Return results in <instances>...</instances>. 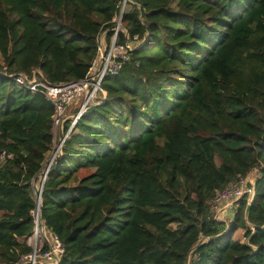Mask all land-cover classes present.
I'll return each mask as SVG.
<instances>
[{"label":"trees","instance_id":"16d2710c","mask_svg":"<svg viewBox=\"0 0 264 264\" xmlns=\"http://www.w3.org/2000/svg\"><path fill=\"white\" fill-rule=\"evenodd\" d=\"M130 1L122 27L146 42L105 80L106 100L81 118L45 184L60 264H264V0ZM122 7L0 0V73L84 79ZM53 117L44 96L0 77V152L14 154L0 168V264L31 252L32 180L53 149ZM253 172V199L227 231L211 202Z\"/></svg>","mask_w":264,"mask_h":264},{"label":"built area","instance_id":"2783aa9c","mask_svg":"<svg viewBox=\"0 0 264 264\" xmlns=\"http://www.w3.org/2000/svg\"><path fill=\"white\" fill-rule=\"evenodd\" d=\"M128 3L130 2L123 0L122 12L113 20L116 26L112 29L114 35L111 41L108 42L104 35L99 38L98 55L92 61L89 74L84 79L50 84L41 75H34L29 79L23 74H8L6 69L0 73V77L16 83L32 94L44 96L54 107L53 149L46 161L44 170L32 180L35 202L32 217L35 231L33 236L24 240L26 245L31 248V252L22 256L17 264H60L65 255L66 248L60 237L42 221V196L48 175L57 159L62 156L66 141L78 132L79 121L90 108L100 105L106 100L107 92L103 89L105 80L119 76L124 67L131 63V53L146 42V39H141L138 35L131 37L122 27L123 14ZM120 32L126 35L125 43L119 41ZM99 93H101L102 98L96 101ZM68 123H70L69 127L65 129V125ZM13 158L12 152L2 150L0 152V168ZM255 176L259 177L258 172L248 178L239 176L237 181L217 194L211 202L212 210L216 212V221L222 220V216L219 215L222 211H215L219 206H224L226 209L234 207L236 210V205L245 196H249L250 201L255 192V182L258 179H255ZM244 242H247L246 238H244Z\"/></svg>","mask_w":264,"mask_h":264},{"label":"rangeland","instance_id":"374dc122","mask_svg":"<svg viewBox=\"0 0 264 264\" xmlns=\"http://www.w3.org/2000/svg\"><path fill=\"white\" fill-rule=\"evenodd\" d=\"M2 61H3V60H1V62H2ZM2 65H3V63H2ZM101 98H102V95H101V93H99V94H98V99H96V101L101 100ZM254 173H255V172H253L252 174H254ZM257 178H258V176H255V179H257ZM237 207H238V205H236V208H237ZM211 209H212V205H211ZM229 209H230V208H229ZM231 209L234 210V207H232ZM227 210H228V209H226V207H224V206H223V207L219 206L218 208H216L215 211H222L219 215H221V216L223 217L224 214H225V211H226V213H227ZM215 214H216V212H214V210H212V216H213V220H214V221H216V220H215ZM222 217H221V218H222ZM216 222H217V223H223V220L216 221ZM224 223H225L226 225H227V223H230V225H231V223H232V222H231V218L229 217V221H228V222L225 221ZM173 227H176V226H173ZM229 227H230V226H229ZM228 230H229V228H228ZM228 230H227V231H228ZM244 238H245V237H243V236H241V235H238V236H237V241H240L241 243H245V242H244ZM235 239H236V238H235Z\"/></svg>","mask_w":264,"mask_h":264},{"label":"crops","instance_id":"0c3cea01","mask_svg":"<svg viewBox=\"0 0 264 264\" xmlns=\"http://www.w3.org/2000/svg\"><path fill=\"white\" fill-rule=\"evenodd\" d=\"M70 111H71V110H70ZM233 216H234V212H233V210H232L231 208L227 210V213H226V211H225V214H224V216L222 217L223 223H224L225 221L228 222V221H229V217L231 218V222H232V221H233ZM229 226H231L230 223H227V229L230 228ZM244 233H245V232H244L243 230L238 231V232L236 233V235H235L236 240H237V236H238V235H241V236L244 237Z\"/></svg>","mask_w":264,"mask_h":264},{"label":"water","instance_id":"95a60500","mask_svg":"<svg viewBox=\"0 0 264 264\" xmlns=\"http://www.w3.org/2000/svg\"><path fill=\"white\" fill-rule=\"evenodd\" d=\"M127 1H129V2H131L130 0H127ZM253 198H251V200H252ZM250 200V201H251ZM41 211H42V221H43V223H44V225H46V215H45V211H44V207H43V204H42V206H41ZM230 229V228H229ZM228 230V229H227ZM229 231V230H228Z\"/></svg>","mask_w":264,"mask_h":264}]
</instances>
